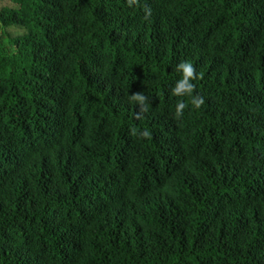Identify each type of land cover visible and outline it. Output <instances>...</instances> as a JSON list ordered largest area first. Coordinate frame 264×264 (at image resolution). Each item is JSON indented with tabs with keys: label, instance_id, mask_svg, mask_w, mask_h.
I'll list each match as a JSON object with an SVG mask.
<instances>
[{
	"label": "trees",
	"instance_id": "1",
	"mask_svg": "<svg viewBox=\"0 0 264 264\" xmlns=\"http://www.w3.org/2000/svg\"><path fill=\"white\" fill-rule=\"evenodd\" d=\"M0 264H264V0H0Z\"/></svg>",
	"mask_w": 264,
	"mask_h": 264
},
{
	"label": "clouds",
	"instance_id": "2",
	"mask_svg": "<svg viewBox=\"0 0 264 264\" xmlns=\"http://www.w3.org/2000/svg\"><path fill=\"white\" fill-rule=\"evenodd\" d=\"M176 71L179 72L180 78L177 79L171 88V95L175 97H189L190 102L193 107L199 108L203 104V99L197 95H194L195 85L192 82L195 78V68L190 61L182 60L178 64H176ZM131 101L135 103V105L139 106L140 110H144L147 97L142 92L133 93L130 95ZM186 105L183 101H179L175 105V117L180 118L183 115V110ZM143 136H147L148 133L145 131L141 133Z\"/></svg>",
	"mask_w": 264,
	"mask_h": 264
}]
</instances>
